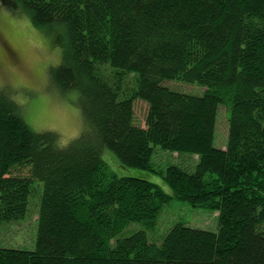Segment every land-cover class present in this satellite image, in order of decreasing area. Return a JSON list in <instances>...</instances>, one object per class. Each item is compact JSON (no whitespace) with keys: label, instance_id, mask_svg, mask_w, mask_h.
<instances>
[{"label":"trees","instance_id":"1","mask_svg":"<svg viewBox=\"0 0 264 264\" xmlns=\"http://www.w3.org/2000/svg\"><path fill=\"white\" fill-rule=\"evenodd\" d=\"M1 1L35 26H63L49 79L78 90L83 128L61 144L0 88V225L18 231L36 214L33 247L0 245V264H264V0ZM220 105L224 147L213 143ZM155 146L196 157L156 167ZM104 148L172 193L118 176ZM173 199L217 211V230L177 222L156 243L128 228H152Z\"/></svg>","mask_w":264,"mask_h":264},{"label":"rangeland","instance_id":"2","mask_svg":"<svg viewBox=\"0 0 264 264\" xmlns=\"http://www.w3.org/2000/svg\"><path fill=\"white\" fill-rule=\"evenodd\" d=\"M62 26V25H61ZM52 31L35 26L29 14L20 6H10L0 0V88H5L21 107V115L31 128L43 131L51 130L60 135L61 144H66L76 137L83 128V116L78 103L77 89L62 91L49 79V68L57 65L62 52V36L57 29ZM63 27V26H62ZM166 85L189 92H201L192 84L166 81ZM148 105L137 100L134 105L135 120L144 125ZM228 134L227 108L220 105L216 120L214 146L224 147ZM153 163L156 167H165L166 161L179 162L180 158L195 160L196 156L184 154L155 146ZM167 155L170 159L166 158ZM108 167L118 176H134L159 184L164 191L172 193L171 188L162 177L153 171L136 167L121 166L115 155L107 148L101 153ZM189 156V157H186ZM164 157V158H163ZM173 158V159H172ZM191 158V159H189ZM175 159V160H174ZM179 160V161H177ZM217 211L201 206H192L188 202L173 199L165 205L157 218L155 226L148 228L142 223H132L128 228L144 229L152 242H159L164 234L177 222L194 228L216 231L218 228ZM21 225L24 230L10 228L2 230L0 225V245L31 249L34 219ZM34 228V237L36 235ZM6 229V228H5ZM30 230V231H29ZM32 246V247H31Z\"/></svg>","mask_w":264,"mask_h":264}]
</instances>
